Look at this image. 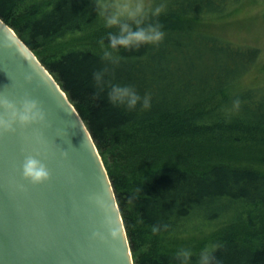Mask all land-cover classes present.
Segmentation results:
<instances>
[{
	"label": "trees",
	"instance_id": "trees-1",
	"mask_svg": "<svg viewBox=\"0 0 264 264\" xmlns=\"http://www.w3.org/2000/svg\"><path fill=\"white\" fill-rule=\"evenodd\" d=\"M244 0L169 5L158 45L101 59L116 31L95 0H0V19L65 93L88 129L115 195L133 264H180L176 252L210 243L222 264H264V80L241 85L260 50L235 43L194 14ZM188 8V10H187ZM152 96L127 111L100 92L93 71ZM238 113H226L234 98ZM153 226L157 230L153 231Z\"/></svg>",
	"mask_w": 264,
	"mask_h": 264
},
{
	"label": "water",
	"instance_id": "water-1",
	"mask_svg": "<svg viewBox=\"0 0 264 264\" xmlns=\"http://www.w3.org/2000/svg\"><path fill=\"white\" fill-rule=\"evenodd\" d=\"M26 96L40 102L47 120L0 130V264H133L88 129L57 82L0 19V98L19 103ZM29 154L47 164L49 179L32 183L22 176ZM97 231L104 239L93 236Z\"/></svg>",
	"mask_w": 264,
	"mask_h": 264
},
{
	"label": "clouds",
	"instance_id": "clouds-1",
	"mask_svg": "<svg viewBox=\"0 0 264 264\" xmlns=\"http://www.w3.org/2000/svg\"><path fill=\"white\" fill-rule=\"evenodd\" d=\"M98 16L105 27H115L116 31L106 34V41L101 39V59L110 64H118L121 49H138L142 45H158L165 38L163 26L154 20L167 10V0H95ZM107 66L94 70L92 75L100 92L107 90L109 103L127 111L149 110L152 106V96L143 94L133 84L113 82L108 79ZM30 81L31 76L27 75ZM242 101L239 97L232 100L230 107L223 110L226 113H238ZM0 130L15 131L16 125L44 124L47 114L40 102L31 97H25L19 103L0 98ZM47 164L38 155H27L22 163V176L32 183H40L50 178ZM110 223V221H109ZM156 231V226H153ZM115 235V232H112ZM94 237L104 239L100 232H94ZM221 247L218 243H210L196 254L195 264H222L215 253ZM194 253L189 248H181L176 252L180 264H193Z\"/></svg>",
	"mask_w": 264,
	"mask_h": 264
},
{
	"label": "rangeland",
	"instance_id": "rangeland-1",
	"mask_svg": "<svg viewBox=\"0 0 264 264\" xmlns=\"http://www.w3.org/2000/svg\"><path fill=\"white\" fill-rule=\"evenodd\" d=\"M198 0H167V7L176 4L178 7L195 8ZM188 10V8H187ZM202 19L198 22L209 23L214 32L221 33L225 38L235 42L255 46L260 50L261 61L242 80L241 85L252 86L264 80V0H244L236 2L229 8L222 3L220 10L199 13Z\"/></svg>",
	"mask_w": 264,
	"mask_h": 264
}]
</instances>
